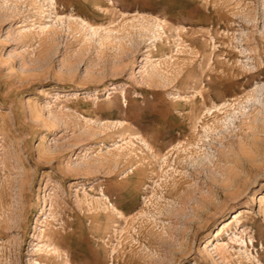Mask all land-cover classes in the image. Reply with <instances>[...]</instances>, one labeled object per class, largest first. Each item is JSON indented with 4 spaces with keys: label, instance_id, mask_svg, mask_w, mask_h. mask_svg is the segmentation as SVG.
Returning a JSON list of instances; mask_svg holds the SVG:
<instances>
[{
    "label": "rangeland",
    "instance_id": "374dc122",
    "mask_svg": "<svg viewBox=\"0 0 264 264\" xmlns=\"http://www.w3.org/2000/svg\"><path fill=\"white\" fill-rule=\"evenodd\" d=\"M0 264H264V0H0Z\"/></svg>",
    "mask_w": 264,
    "mask_h": 264
},
{
    "label": "bare ground",
    "instance_id": "6f19581e",
    "mask_svg": "<svg viewBox=\"0 0 264 264\" xmlns=\"http://www.w3.org/2000/svg\"><path fill=\"white\" fill-rule=\"evenodd\" d=\"M234 218H236V213H234ZM230 222H232V221H230ZM229 223H225L224 222V225H228ZM80 237H81V235H79ZM221 245V243L219 242V241H217L216 242V245H215V249H219V246Z\"/></svg>",
    "mask_w": 264,
    "mask_h": 264
}]
</instances>
